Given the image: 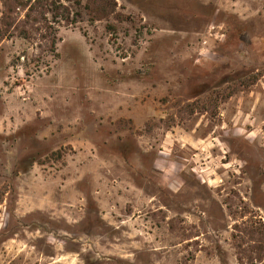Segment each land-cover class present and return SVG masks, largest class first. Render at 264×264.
<instances>
[{
  "label": "rangeland",
  "instance_id": "1",
  "mask_svg": "<svg viewBox=\"0 0 264 264\" xmlns=\"http://www.w3.org/2000/svg\"><path fill=\"white\" fill-rule=\"evenodd\" d=\"M115 1L12 14L0 264H264V0Z\"/></svg>",
  "mask_w": 264,
  "mask_h": 264
},
{
  "label": "trees",
  "instance_id": "2",
  "mask_svg": "<svg viewBox=\"0 0 264 264\" xmlns=\"http://www.w3.org/2000/svg\"><path fill=\"white\" fill-rule=\"evenodd\" d=\"M3 7V11L0 16V42L4 39H8L13 36V30L15 25V17L13 12L16 8L25 9L23 15L24 22L42 24L45 22L46 14L53 16L55 19L70 23L71 10L69 6L65 5L62 1L67 3L69 0H0ZM78 6L81 2H76ZM84 8L90 18L94 21L108 20L110 16L115 14L116 1L115 0H86ZM18 37L26 38L27 32L23 29L18 30ZM53 42V41H52ZM53 46V44H52ZM21 131L18 132V134ZM59 154L53 152L50 155ZM49 157V156H48ZM30 159V163L35 160Z\"/></svg>",
  "mask_w": 264,
  "mask_h": 264
}]
</instances>
